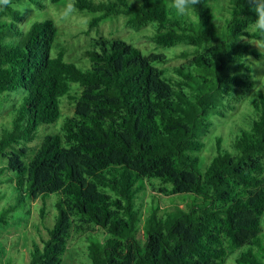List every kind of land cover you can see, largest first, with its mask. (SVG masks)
I'll list each match as a JSON object with an SVG mask.
<instances>
[{
    "label": "trees",
    "instance_id": "trees-1",
    "mask_svg": "<svg viewBox=\"0 0 264 264\" xmlns=\"http://www.w3.org/2000/svg\"><path fill=\"white\" fill-rule=\"evenodd\" d=\"M209 1L197 6L193 21L169 18L158 0H76L78 12L91 14L85 35L122 15L128 29L153 24L147 37L157 45H185L187 63L171 68L153 65L165 63L164 54L144 55L98 34L80 52L89 61L82 69L65 59L64 46L50 54L57 32L51 17L24 32L15 10L0 12V96L24 90L0 131V200L5 184L17 201L58 196L55 222L41 244L31 242L26 264H61L73 231L90 225L105 238L88 244L89 264H225L232 251L233 264H264V88L233 151L216 138L210 161L198 166L212 117L227 116L254 86L247 58H264L237 39L255 19L245 0H227L220 40ZM16 35L24 37L8 40ZM62 98L71 114L50 130ZM41 124V142L27 146ZM147 188L152 207L144 212L135 199ZM159 195L183 197L185 206L175 200L161 207ZM14 209H0L1 225Z\"/></svg>",
    "mask_w": 264,
    "mask_h": 264
},
{
    "label": "rangeland",
    "instance_id": "rangeland-1",
    "mask_svg": "<svg viewBox=\"0 0 264 264\" xmlns=\"http://www.w3.org/2000/svg\"><path fill=\"white\" fill-rule=\"evenodd\" d=\"M99 1V0H98ZM156 0H151L154 2ZM166 4L167 0H158ZM131 4H137L139 0H129ZM66 0H60L57 3H52L47 0V17H51L57 27L55 39L52 43L50 54L55 55L59 47L66 48L65 59L74 62L79 68L85 69L89 66L87 58H81V50L88 46L91 39L103 35L108 38H119L132 44L138 48L144 55L150 53L164 54L168 60L163 63L156 61L153 65L157 67L171 68L177 65H185L190 57L184 58L180 55V51L185 48L183 44H176L173 46H160L151 41L147 36L153 31V24L135 31L128 29L124 25L125 18L119 15L114 18H108L102 21L99 25L98 32L96 29L90 31L85 35L82 33L87 28V21L91 14L88 12H77L76 16L67 23H62L57 19V9L60 8ZM209 4L214 11V23L217 28L219 40L226 37L225 19L227 16V0H210ZM31 13L26 12L19 22H25ZM45 16L40 11H35L28 23L20 27L22 31H27L30 24L34 20H42ZM190 20L195 21V17ZM23 35H16L9 37L8 40L16 41L22 40ZM253 46V45H252ZM191 50V48H188ZM264 53V48L260 49ZM247 62L253 68V82L254 86L247 91L243 99L237 104V107L229 111L227 116L221 118H213V125L210 131L203 136L204 147L198 152L199 162L198 166L203 169L210 161L215 152V140L220 138L224 148L228 151H233L232 142L238 136L240 128H248L247 121L253 113L252 101L256 99L258 93L264 88V58L248 57ZM23 89L10 92L8 97L0 96V131L10 125L12 121V108L20 100ZM72 108L69 107V100L62 98L61 103V117L53 124L49 125L50 130H58L65 115L71 114ZM47 125L41 124L38 127V135L36 139L27 144L32 146L39 144L43 135L47 132L45 130ZM4 198L0 200V209L7 205H15V209L11 214V220L7 225L0 224V264H26L29 260V253L31 249V242L35 240L41 244V239H46L48 236V228L52 227L57 215V208L55 202L57 194L52 193L45 198H37L30 200L27 197L23 201H17L16 192L12 190L11 186L5 184L1 186ZM151 194L153 192L147 188L144 194L136 197L135 203L138 206L142 204V211H148L152 207L150 203ZM185 196V195H184ZM174 196L159 195L157 202L162 206L172 204L175 200L180 206H185V202ZM155 201V204L157 202ZM144 203V204H143ZM45 209V217H40V209ZM262 223V231L264 232V214L260 216ZM86 228V227H85ZM105 238V232L99 227L90 225L89 230L84 231L74 230L71 239L68 243L67 249L63 255L61 264H89L87 257L88 244L92 242L102 241ZM237 251H232L229 259L225 264H233Z\"/></svg>",
    "mask_w": 264,
    "mask_h": 264
},
{
    "label": "clouds",
    "instance_id": "clouds-1",
    "mask_svg": "<svg viewBox=\"0 0 264 264\" xmlns=\"http://www.w3.org/2000/svg\"><path fill=\"white\" fill-rule=\"evenodd\" d=\"M249 10L255 14V19L247 25L244 32L247 36L241 35L237 39L255 46L260 52L264 48V0H245ZM202 4V0H167L166 8L169 18L188 20L193 17L198 18L197 6ZM7 9L15 10L19 16H23L26 12H30V17L23 23L18 21L21 26L28 23L35 11H40L45 16V21L48 22L47 0H0V12ZM78 9L76 0H66L60 8L57 9V19L62 23L70 22L77 14ZM251 37V39L249 38ZM11 68V65H6V70Z\"/></svg>",
    "mask_w": 264,
    "mask_h": 264
}]
</instances>
